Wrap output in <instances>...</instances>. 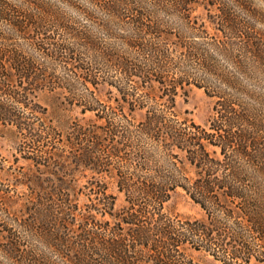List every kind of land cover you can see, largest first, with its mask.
Returning a JSON list of instances; mask_svg holds the SVG:
<instances>
[{
  "label": "trees",
  "instance_id": "trees-1",
  "mask_svg": "<svg viewBox=\"0 0 264 264\" xmlns=\"http://www.w3.org/2000/svg\"><path fill=\"white\" fill-rule=\"evenodd\" d=\"M261 78L264 34L222 0H0V128L35 166L21 201L0 187V264L237 262L264 236ZM191 86L205 124L177 110ZM44 90L83 120L53 125ZM178 190L204 219L167 210Z\"/></svg>",
  "mask_w": 264,
  "mask_h": 264
},
{
  "label": "rangeland",
  "instance_id": "rangeland-1",
  "mask_svg": "<svg viewBox=\"0 0 264 264\" xmlns=\"http://www.w3.org/2000/svg\"><path fill=\"white\" fill-rule=\"evenodd\" d=\"M227 3L234 13L239 14L246 21L251 22V25L258 31L264 34V0H248L249 9L242 8L231 0H222ZM254 10V14H252ZM196 13L202 17L206 16V11L202 7L196 9ZM209 28H212V24L207 22ZM262 77V75L260 76ZM258 86L249 82L250 87H256L259 92V96L264 99V80L261 78ZM102 97H106L104 88L100 91ZM246 100L252 99L248 96ZM36 101L42 107H46L45 115L53 125H57L61 129H65L70 121L77 117L80 120L82 115L76 108L71 110L63 109L64 104L60 94L55 91H39L36 94ZM213 107L212 98L208 97L201 88L191 86L187 90L186 95H180L177 97V110L182 116L192 118L194 121L200 124H205L209 118ZM259 113L264 118V105L260 107ZM140 116V113H137ZM85 118L91 117L90 113H86ZM35 120L38 119L36 116ZM25 140V139H24ZM19 138L11 127L0 128V165L3 170H0V187H9L10 193L15 197V202L21 201V197L24 194L25 186L16 182L18 179H22L23 173L32 175L35 171V166L30 161L24 159L19 150L16 147L19 143ZM27 147V146H26ZM39 148L38 146H34ZM34 148V149H35ZM29 149H32L29 147ZM85 183V179L81 178L79 185ZM110 191L116 192L113 184L110 185ZM17 196V197H16ZM81 200L85 199L84 195L80 196ZM122 196L118 195L116 200V206L122 204ZM4 200L0 198V209ZM5 204V203H4ZM3 204V205H4ZM167 210L171 213H177L181 217L185 218H200L204 219V214L201 208L194 203L187 195L181 190L176 191L170 200L167 202ZM10 223L8 217L0 210V224L5 225ZM228 225L233 227V220L229 219ZM227 241L228 240L227 238ZM227 247H229L227 245ZM238 259H233L234 264H264V236L263 237H247V244L242 245L237 252ZM193 256L201 264H221V262L214 260L211 256H207L203 251H194Z\"/></svg>",
  "mask_w": 264,
  "mask_h": 264
}]
</instances>
